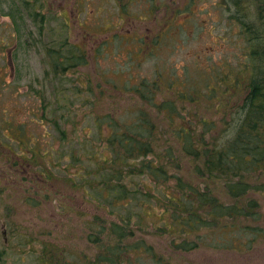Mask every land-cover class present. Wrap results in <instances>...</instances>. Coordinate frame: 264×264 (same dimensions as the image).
<instances>
[{"label": "rangeland", "instance_id": "1", "mask_svg": "<svg viewBox=\"0 0 264 264\" xmlns=\"http://www.w3.org/2000/svg\"><path fill=\"white\" fill-rule=\"evenodd\" d=\"M13 1L0 0V143L5 144L0 145V264H48L39 255L41 241L63 246L70 251L69 261L93 260L98 249L86 239L83 213L100 211L87 192L92 178L83 174L101 165L110 131L104 116L114 114L124 122L135 118L131 111L137 98L130 87L142 79L155 81L161 71L164 81L191 82L196 92L212 82L214 72L229 71L232 79L242 57L240 45L233 43L238 28L221 0H30L34 8L14 1L29 9L18 28L3 13L16 10ZM39 9L42 23L39 14L29 16ZM60 52L85 61L62 69L52 58V53L62 57ZM243 93L233 97L236 103ZM194 97L198 103L185 102V107L201 110L204 100ZM214 118L211 134L220 145L234 133L216 111ZM7 156L24 161V175L8 168ZM230 176H213L210 188L195 179L220 202L244 206L242 216L219 218L195 235H184L196 241L188 250L169 247L160 228L134 225L136 238L143 237L156 255H130L137 256L132 264H157V258L172 264H264V170L242 172L250 187L259 189L240 196H227ZM91 189L96 191L94 184Z\"/></svg>", "mask_w": 264, "mask_h": 264}, {"label": "trees", "instance_id": "2", "mask_svg": "<svg viewBox=\"0 0 264 264\" xmlns=\"http://www.w3.org/2000/svg\"><path fill=\"white\" fill-rule=\"evenodd\" d=\"M14 1L34 8L30 0ZM221 1L227 5L229 22L238 28L233 43L240 45L238 49L242 54L233 67L232 79L229 71L228 74L218 73V76L214 72L212 82L205 81L196 92L191 82L182 80L179 83L176 78L164 81L161 71L155 81L142 79L141 83L131 86L130 90L137 98L135 109L131 111L135 118L124 122L116 121L114 114L104 116V126L110 131L105 135L101 165H96V171L92 169L83 174L92 178L88 181L87 192L94 207L100 211V214L88 210L83 213L87 215L85 236L97 246V257L69 261L70 251L58 244L41 241L39 255H43L44 262L132 264V259L137 256L131 258L130 255H142L143 252L156 255L143 237L136 238L138 229H135L142 226L162 229L169 247L192 249L196 247V241L187 240L184 235H195L202 225H213L219 218L229 216L238 218L247 211L244 206L234 208L220 202L210 189H202L195 179H202L203 187L210 188L207 181L213 176L224 178V174L229 173L232 178L225 179L227 196H240L251 189H259L251 188L242 178V172L264 170V0ZM14 6L16 10L3 13L10 14L15 25L22 28V18L29 9ZM0 11H3L1 4ZM38 14L42 23L44 15L40 9L29 11V16ZM61 54L63 56L59 58L52 53V58L62 69L85 61L83 56L75 53L71 56ZM244 89L245 93L236 103L233 97ZM194 96L204 100L201 108L204 114L201 110L185 107V102L198 103ZM205 111L211 113L210 118L205 116ZM215 111L224 117L234 133L220 145L215 144L216 137L211 134L217 124ZM102 133L103 129L98 128L99 137ZM174 142L177 146L172 144ZM96 152L100 154L99 149ZM93 184L96 191L91 189ZM39 196L42 200V195ZM156 214L160 215V225L155 223ZM148 215H155V219ZM155 262L172 264L159 258Z\"/></svg>", "mask_w": 264, "mask_h": 264}, {"label": "flooded vegetation", "instance_id": "3", "mask_svg": "<svg viewBox=\"0 0 264 264\" xmlns=\"http://www.w3.org/2000/svg\"><path fill=\"white\" fill-rule=\"evenodd\" d=\"M158 41V39H155L154 40V44L156 43ZM0 145L1 146H5V144L3 143V144H1L0 143ZM7 149H9V147H7ZM35 151V150H34ZM37 156H39L40 157V153L39 154H37ZM2 158H4L3 156H0V159H2ZM20 158H24V157H20ZM8 162L7 163H9L10 165H9V169L12 171V172H15L17 175H24L25 174V171L23 170V168H24V166H23V164H25L24 163V161H20L21 159H14V158H11V157H6L5 158ZM26 160H29V159H26ZM33 162H34V160H33ZM31 163V161L29 160L26 164V166H28L29 164ZM18 164H20L19 166H17ZM15 170V171H14Z\"/></svg>", "mask_w": 264, "mask_h": 264}, {"label": "water", "instance_id": "4", "mask_svg": "<svg viewBox=\"0 0 264 264\" xmlns=\"http://www.w3.org/2000/svg\"><path fill=\"white\" fill-rule=\"evenodd\" d=\"M9 63H10V56H9Z\"/></svg>", "mask_w": 264, "mask_h": 264}]
</instances>
